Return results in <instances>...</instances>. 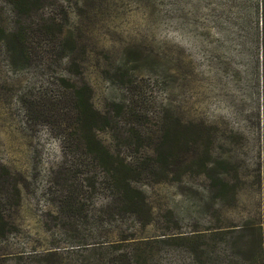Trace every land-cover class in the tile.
<instances>
[{"label": "rangeland", "instance_id": "374dc122", "mask_svg": "<svg viewBox=\"0 0 264 264\" xmlns=\"http://www.w3.org/2000/svg\"><path fill=\"white\" fill-rule=\"evenodd\" d=\"M260 12L261 0H0V257L93 264L147 240L155 264H179L173 237L257 213Z\"/></svg>", "mask_w": 264, "mask_h": 264}, {"label": "trees", "instance_id": "16d2710c", "mask_svg": "<svg viewBox=\"0 0 264 264\" xmlns=\"http://www.w3.org/2000/svg\"><path fill=\"white\" fill-rule=\"evenodd\" d=\"M10 4H21V0H7ZM258 14V11H257ZM254 34L257 46L261 47V61H253L254 68L259 70L261 66L264 83V0H261L260 27ZM247 25V24H246ZM252 64V68L253 65ZM76 108L85 114L89 108L87 102L81 94L77 95ZM258 167V182L262 187L261 204L258 212L252 215L239 218L231 222L229 226L219 224L214 228H209L202 233L178 235L173 237V241L182 243V249L178 250L177 263L179 264H264V153L261 161L255 164ZM218 181V200L222 203L227 195L229 181L226 173H220ZM235 195V193H233ZM234 198V197H233ZM235 199V198H234ZM223 210L226 204H218ZM232 206H236L235 204ZM231 208V206H230ZM209 209V205L204 204L202 211ZM231 213V211H227ZM2 220L0 211V221ZM132 243V244H130ZM121 248H114L104 257L103 262L93 264H155L154 255L157 247L147 240L129 242ZM39 255V254H38ZM27 254L17 259L8 261L0 257V264H57L55 252L44 254ZM61 264V263H59ZM68 264H73L69 262Z\"/></svg>", "mask_w": 264, "mask_h": 264}]
</instances>
